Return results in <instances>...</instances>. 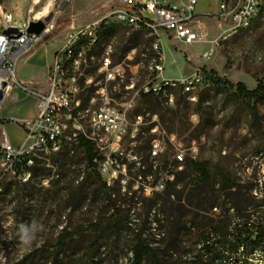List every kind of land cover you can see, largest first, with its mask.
I'll use <instances>...</instances> for the list:
<instances>
[{"label": "rangeland", "instance_id": "obj_1", "mask_svg": "<svg viewBox=\"0 0 264 264\" xmlns=\"http://www.w3.org/2000/svg\"><path fill=\"white\" fill-rule=\"evenodd\" d=\"M149 0H141L145 4ZM162 4H181L187 0H157ZM54 5L50 0H35L34 11L50 13L54 29L49 40L35 49L41 52L38 60L25 61L21 56L15 63L18 76L26 80H42V63L51 57L61 44L71 28H81L90 23H110L109 15L118 5L115 0H57ZM197 10H203L207 0H199ZM31 0H8L5 3L8 11L13 15V25L23 28L26 19V9ZM62 8L60 9V7ZM1 10V9H0ZM202 20L209 28V40L214 42L213 55L204 60L202 54L210 45L208 43L183 44L167 37L162 38L164 54L165 77L177 78L190 75L197 68H204V83L197 93L198 102L185 103L177 107V115H173V107L158 105L155 99L141 98L135 104L130 119L139 113H155L159 121V129L167 135L174 134L183 147L195 141L198 145V159L211 164V172L216 179L218 167L229 176L234 184V190L246 195H253L256 199L264 200V103L256 104V117L250 114L252 101L238 99L234 90L226 85L216 84L214 77L222 83L235 85L242 83L248 89H254L258 82L264 80V14L254 17L251 27L247 30L224 37L222 27L212 15L215 7L208 10ZM23 16L22 19H19ZM106 29L114 31V37L103 34L101 44L92 52L94 59L102 55V45L113 42L112 58L122 61L130 48H135V56L141 65L138 68V84L151 75L148 66L150 51L148 36L136 35L121 24H105ZM103 38V39H102ZM132 65V64H131ZM99 72V64H92V72ZM128 74V71H126ZM47 76L45 77L46 80ZM33 82L28 86L33 89L44 88V82ZM123 85L108 86L111 97L119 98L123 93ZM93 91L80 94L82 104H88ZM202 101L199 102V97ZM31 97L11 94L4 102L2 116L16 118L30 116L34 113ZM159 102H163L159 99ZM8 124L6 130L13 144L22 139L20 123L12 120L0 119V125ZM151 134L148 126H142L134 138L127 137L122 146V163L125 165V175L119 173L124 183L114 182L110 187L114 189L112 199L115 213L110 220L111 212L100 197L88 195L77 207L67 205V196L75 192L81 180L86 176L83 155L79 149L72 154H66L67 161L71 158L73 165L61 156H53L46 165L43 162L36 167L52 168L49 173L33 171L34 178L26 186L18 183L10 175L0 176V185L12 183L7 194L0 201V264L5 261L15 264L19 258L29 251L42 247V244L53 251L62 228L67 232L80 229L84 235L92 240L101 235L104 246L97 252L103 259L98 264H125L129 257V247L132 241L131 230L123 225L128 217L131 229H143L152 247L160 255L167 254L169 261L185 264L192 260L199 246L196 244L205 229L203 225L209 219H215L219 213V206L206 212H196L187 205L185 198V182L194 176L191 170L182 165L181 170H173V154L175 148L167 143L165 153L155 160L156 169H150L153 160L150 158ZM72 156V157H71ZM167 163L169 167H164ZM173 172L178 181L173 189L170 211L163 210L155 217L146 218L148 206L151 204L150 194L147 193V183L156 182L164 177L166 170ZM120 171V170H119ZM48 175L49 177L47 178ZM141 177V178H140ZM147 177V178H146ZM58 181L55 187H50V181ZM23 183V182H21ZM3 192L4 189H1ZM49 191V192H47ZM5 192V193H6ZM161 203L162 198L157 199ZM168 214V219L166 221ZM197 216H196V215ZM170 217V218H169ZM100 221L98 228L106 227L105 233L91 232L90 224ZM156 221V222H155ZM22 222V225L20 224ZM108 224V226H106ZM110 224V225H109ZM201 225V226H198ZM197 227H200L197 230ZM89 229V230H88ZM151 229V230H150ZM205 232V231H204ZM103 235V236H102ZM176 242L174 246H169ZM83 253L76 251V257ZM98 259V258H97ZM246 264H264V250L247 256ZM228 264H244L238 257L228 259Z\"/></svg>", "mask_w": 264, "mask_h": 264}, {"label": "built area", "instance_id": "obj_2", "mask_svg": "<svg viewBox=\"0 0 264 264\" xmlns=\"http://www.w3.org/2000/svg\"><path fill=\"white\" fill-rule=\"evenodd\" d=\"M7 1L0 2V119L5 100L14 91L34 100V116L18 121L22 139L17 144L12 143L4 125H0V176H16L25 183L32 167L63 150H70L72 154L83 138L94 146L96 157L93 162L105 183H124L118 175H125L121 149L125 139L134 138L142 126H148L152 136L149 155L153 168L156 167L155 160L165 153V138L175 148L172 158L178 170L185 160H198L197 143L192 141L188 147H183L174 134L167 135L159 129L155 113H139L133 119L130 115L136 102L144 96L158 99V95H165V102L160 104L170 107L174 106L177 96L190 104L197 102L204 73L197 68L192 74L177 79L165 77L162 38L183 44L208 43L210 47L203 52L202 58L207 60L213 55L216 44L209 40L208 27L196 12L199 0H187L178 5L162 4L157 0L135 5V0H115L118 8L110 13V23L122 24L136 35L148 36V64H152V73L142 83L137 81L141 63H133L134 47L117 62L112 58L114 39L104 55L91 59L92 46L99 42L105 24H110L94 22L70 29L54 51L44 88L40 89H33L17 78L15 63L19 57L49 40L54 24L51 19L45 20L50 13L41 15L44 8L35 12L32 5L35 0H31L21 29L13 25L15 19L5 6ZM50 1L54 5L57 3V0ZM214 1L216 10L212 15L217 26L228 23L222 30L224 37L250 28L254 21L251 11H258V17L264 14V0ZM37 21H41L44 28L39 34L29 33V24ZM9 29L15 32L6 34ZM73 43H80V51H73ZM92 64H99V72H92ZM119 85H123V93L118 99L111 97L108 86ZM184 87H193V94H184ZM85 91H93V101L82 104V110H75L80 93ZM168 180H173V175L167 169L154 186H146L147 193L150 196L153 192L161 193Z\"/></svg>", "mask_w": 264, "mask_h": 264}, {"label": "trees", "instance_id": "obj_3", "mask_svg": "<svg viewBox=\"0 0 264 264\" xmlns=\"http://www.w3.org/2000/svg\"><path fill=\"white\" fill-rule=\"evenodd\" d=\"M103 27V25H102ZM103 34L114 37V31L111 29L102 28ZM147 36V35H145ZM92 54V52H91ZM137 56L133 63L138 62ZM204 72V68H199ZM216 84L226 85L228 88L234 90L233 94L238 99L252 101L253 105L249 107L250 114L256 117V104L264 103V80L257 83L254 89L248 90L244 84L237 83L235 85L229 83H222L220 79L214 77ZM146 100L155 99L153 96L142 97ZM202 101V96L199 97V102ZM198 102V99H197ZM186 102L181 96H177L173 109L171 112L173 115H177V107L180 104L185 105ZM79 151L83 155L84 167L87 171L86 176L81 180L75 192H71L67 196V205L70 204V208L77 207L76 203H80L88 195L87 190H91V194L96 197H100L102 203L106 206V211L111 212L110 220L114 217L115 205L113 204L114 189L107 185L101 175L98 173L97 165L93 162L96 157V152L92 143L80 138ZM69 152H61L57 156H61L64 160L68 157L66 154ZM72 157V156H71ZM50 158H48L49 160ZM67 161V160H66ZM39 164V163H38ZM37 164V165H38ZM46 165V161H43ZM68 165H73L74 162L70 158L67 161ZM168 164L165 163L163 168H166ZM183 165L191 170L194 174L192 178H189L185 182V198L187 205L192 207L196 212H206V210L214 209L219 206V213L215 219H209L203 225L205 229L201 233V238L197 241L199 249L196 250L192 260H188L185 264H228V259L231 257H238L240 261L246 264L247 256L254 252H262L264 250V200L256 199L253 195H246L238 190H234V184L230 181L229 176L225 171L218 167L216 168V179L211 172V164L208 161H191L185 160ZM153 165L150 166V169ZM177 168V164L173 163V170ZM52 168L32 167L30 170V180L34 178L33 171L42 173H49ZM173 180L166 181L164 190L161 193L153 192L149 199L150 205L148 206V212L146 218L159 215L160 212L164 213L170 211V205L172 204L171 198L173 196V189L176 187L178 181L173 172ZM47 178L49 177L46 175ZM141 178V177H140ZM147 178V177H146ZM29 181L27 183H29ZM158 179H156V182ZM18 183L26 186L27 183ZM56 181H50L49 186L55 187ZM156 182L147 183L150 186H154ZM12 183L6 185H0V201L1 197L6 195ZM1 189H4L2 192ZM6 192V193H5ZM49 192V191H47ZM162 198L161 203H158L157 199ZM163 209V210H162ZM196 215V214H195ZM197 216V215H196ZM170 218V217H169ZM168 219V214L166 221ZM122 226L131 230L132 241L129 251V257L125 264H177L169 261L167 254L160 255L152 247V243L147 239L145 231L143 229H131L129 226L128 217H126ZM156 222V221H155ZM22 225V222H20ZM100 221H93L90 224L91 232L105 233L106 227L103 229L98 228L101 226ZM110 225V224H109ZM108 226V224L106 225ZM201 226V225H198ZM197 230L200 227H197ZM67 228H62L60 236H58L56 243L53 245V251L49 250L42 244V247L29 251L26 255L17 260L15 264H98V261H102L97 252L104 246L101 242V235L88 238L84 235L83 231L76 229V231L67 232ZM89 230V229H88ZM151 230V229H150ZM2 232H0L1 234ZM103 236V235H102ZM1 239V238H0ZM176 242H173L169 246H174ZM0 242V246H1ZM3 246V245H2ZM82 250L83 253L76 257V251ZM4 263L8 264L7 254L3 257ZM98 258V259H97Z\"/></svg>", "mask_w": 264, "mask_h": 264}, {"label": "crops", "instance_id": "obj_4", "mask_svg": "<svg viewBox=\"0 0 264 264\" xmlns=\"http://www.w3.org/2000/svg\"><path fill=\"white\" fill-rule=\"evenodd\" d=\"M199 3V2H198ZM198 6V4H197ZM196 6V7H197ZM215 7V10H216V2L214 0H207V5L205 6V8L203 10H197L196 9V12L197 14L200 16V17H204L205 15L208 14V10L209 8L211 7ZM215 12V11H214ZM19 19H21V17H19ZM209 30V28H208ZM54 53V52H53ZM41 55V52H38V49H33L27 53H25L23 56L25 57V61H35V60H38L39 57ZM52 56L53 54L51 55V57L49 59H47L46 61H43L42 63V67H43V71L41 72V77H42V80L40 81H45V77L47 76V71H48V67L51 63V60H52ZM15 72H16V76L17 78L22 81L23 83H25L26 85H29V84H32L33 82H36L37 80H24L22 78H20L18 75V71L17 69L15 68ZM183 76H187V75H181L180 77H183ZM180 77H177V78H180ZM170 78V77H169ZM177 78H170V79H177ZM40 81H37V82H40ZM12 94H16V96H18V98H20V96H22L23 94L19 93V92H16L14 91ZM31 101L33 102V105H34V100L31 99ZM3 110V109H2ZM2 112V111H1ZM34 116V113H32L30 116H26V117H21V118H16L14 116H2L1 115V118L4 119V120H12L14 121V124H16V122L20 121V120H26V119H31L32 117ZM8 124H4V127H5V130H6V126ZM21 130V129H20ZM7 131V130H6ZM8 133V132H7Z\"/></svg>", "mask_w": 264, "mask_h": 264}, {"label": "bare ground", "instance_id": "obj_5", "mask_svg": "<svg viewBox=\"0 0 264 264\" xmlns=\"http://www.w3.org/2000/svg\"><path fill=\"white\" fill-rule=\"evenodd\" d=\"M135 5H142L141 3V0H135ZM258 14V11H251V20L256 17V15ZM122 25V24H121ZM103 39V38H102ZM101 44V39L99 40V42L96 44V45H93L92 46V52L95 50V48L97 46H99ZM110 44L111 42H107L106 44H103L102 45V55L105 54V52H107V50L109 49L110 47ZM73 51H80V43H73ZM112 52H113V49H112ZM91 59H94V55L91 54ZM148 69L150 71V73H152V64H150L148 66ZM98 72V70H97ZM81 94V93H80ZM184 94H193V87H184ZM91 99L89 100V102H92L93 101V95L92 97H90ZM158 98L161 99L163 102H165V95H158ZM75 110H82V101L80 99V96H79V103H75ZM65 152H69L70 153V150H63ZM30 176H31V173L29 172V175L26 179V182L27 183L29 180H30ZM12 178L14 179H17L19 181H21V179H19L18 177L16 176H12Z\"/></svg>", "mask_w": 264, "mask_h": 264}, {"label": "water", "instance_id": "obj_6", "mask_svg": "<svg viewBox=\"0 0 264 264\" xmlns=\"http://www.w3.org/2000/svg\"><path fill=\"white\" fill-rule=\"evenodd\" d=\"M1 1L2 0H0V2ZM61 8H62V6L60 7V9ZM50 18H51V16H49L45 21L46 22L49 21ZM43 28H44V24L41 21H37L35 23L34 22H31L29 24L28 32L31 33V34H39L42 31ZM14 32H15V30L9 29L5 33L6 34H11V33H14ZM0 98H1V96H0Z\"/></svg>", "mask_w": 264, "mask_h": 264}]
</instances>
